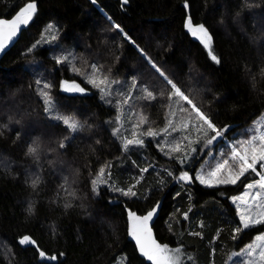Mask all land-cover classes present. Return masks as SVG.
Here are the masks:
<instances>
[{"label": "trees", "instance_id": "1", "mask_svg": "<svg viewBox=\"0 0 264 264\" xmlns=\"http://www.w3.org/2000/svg\"><path fill=\"white\" fill-rule=\"evenodd\" d=\"M27 2L0 0V17L12 16ZM35 2L32 20L16 43L0 53V264H112L121 254L125 255L122 264H151L129 237L128 212L142 215L157 203L152 229L159 243L193 254V264H224L232 251L264 229L257 225L232 238L240 221L230 199L259 177L248 175L236 185L218 187L178 182L167 171L178 175L184 167L194 176L202 154L182 166L158 154L149 138L144 137L143 146H130L127 151L122 140L131 136L141 113L150 125L136 129L138 133L148 126L164 127L170 108L165 82L141 50L194 97L218 127L226 129L223 134L242 129L262 115L264 0H187V8L185 0ZM189 16L193 25L202 23L209 29L219 64L189 33ZM69 54L75 57L80 74L71 64L55 63V57ZM94 62L109 79L127 84L135 79L157 86L155 92L165 91V95L150 102L131 100L135 114L114 136L117 108L107 100L115 98H102L86 81ZM37 79L54 84L51 94L60 113L83 123L82 131L73 134L62 122L48 118ZM65 80L80 84L85 93L62 91ZM66 136L73 138L60 149ZM33 141L41 146L39 160L27 152ZM105 165H111L106 169L111 178L97 194L91 181ZM146 167L149 171L142 174L140 169ZM37 176L40 182L33 187ZM65 177L68 185L62 187ZM113 184L135 185L137 196L124 197L112 190ZM71 191L75 197L67 194ZM189 209V219L184 220L183 213ZM25 235L36 244L20 245L18 240ZM39 251L58 259L42 258Z\"/></svg>", "mask_w": 264, "mask_h": 264}, {"label": "snow or ice", "instance_id": "2", "mask_svg": "<svg viewBox=\"0 0 264 264\" xmlns=\"http://www.w3.org/2000/svg\"><path fill=\"white\" fill-rule=\"evenodd\" d=\"M124 4L128 3V0H123ZM185 7H188L187 0H185ZM37 5L35 0H29L23 7L19 9L16 15L12 19L0 18V52H3L7 44L17 35L22 25H27L32 20L36 13ZM113 27L121 31L125 39L130 40V37L126 33H123L119 24H114ZM186 28L193 36L198 37L204 48L208 50V55L211 60L219 64L221 62L220 57L214 53L213 50V36L209 32V29L204 24L194 26L191 17L186 19ZM56 39L55 36L52 37ZM31 51V49H29ZM150 66L163 78L166 85V91H168L167 99L170 103H176L179 107V111L186 112L185 105L190 106L191 113H189V119L191 123H182L180 127H177L171 120L167 122V126L161 130H155L153 127L148 126L143 132L138 133L136 129L142 128L144 125H150L148 117L144 114H140L138 123L132 125L131 137H123L122 146L125 151L130 146H143L145 144L144 137L156 138L163 136L164 143L158 144L160 151L166 156H171L173 160L179 162L182 166H187L191 160L196 159L200 152L198 151V145H203L200 151L204 148H208V155H212L210 146L214 145L219 138L223 137V133L226 129L220 128L214 122L212 117L207 114L202 107L194 103V97L190 98V94H185L172 79H170L161 69L147 57ZM75 57L71 54L67 56L55 57V63L57 65L71 64L73 71L80 74V69L75 66ZM90 74L86 76L88 84L97 88L102 94V98L112 97L115 99H108L107 103L115 104L119 115L117 117L120 120L123 115V106H130L131 100L137 101H154L157 99V95L164 96L165 91L155 92L157 86L143 85L133 79L130 86L126 82L119 80L109 79L108 75L103 74L101 65L92 63L90 66ZM37 85H41L39 89V95L45 105L44 112L48 118L57 122H62L63 126H66L71 133L76 134L83 130L84 124L73 116L60 113V108L55 102L51 90L54 88V84L51 81H45L42 83L41 79L36 80ZM115 86V87H114ZM170 86V88L168 87ZM150 87L152 90H150ZM62 91L68 93H85L86 89L81 87L80 84L75 81L69 82L67 80L62 82ZM133 91L137 92L136 96H133ZM119 97V98H117ZM184 103H180V102ZM194 114V115H192ZM123 125L113 130V135H119L122 133ZM250 138L243 140H237L229 145V151L220 153V159H216L213 156L212 161L205 160L203 164L194 176L190 174L191 169L185 170L181 167L178 175H174L172 171H167L168 177H173L178 182L190 184L193 181H198L201 185L207 187H218L221 185H236L242 181V178L248 175H255L259 179L248 182L245 185V191L242 195L233 198V203L239 202V221L240 226L234 229L233 239H236V234L243 232L245 229L255 227L257 225H264V130L257 127L255 130H247ZM174 133H180L176 136ZM195 135L194 139H190ZM73 137L66 136L59 143V148L64 149L67 147L66 142H70ZM165 148L168 150L165 151ZM28 154L35 157L36 160L40 159L41 146L39 142L33 141L28 147ZM175 154V155H172ZM259 165V170L258 166ZM111 165H105L99 168L96 176L92 179L91 184L93 186V192L98 194L100 185H108L111 173L106 169ZM149 168H142L140 172L147 173ZM108 177L106 179L105 177ZM40 182V177L37 176L32 180V186L35 187ZM163 183V181H162ZM68 185L67 177H65L64 185ZM114 192L119 193L124 197H136L137 191H135V185L127 188L116 187L111 185ZM255 189V191H253ZM67 191V188H66ZM68 195L76 196L74 191L68 192ZM70 207V205H65ZM159 205L153 207L145 215H137L135 212L129 211L130 231L129 235L135 240L140 254L145 257L151 264H183V254L181 247L170 248L167 244L158 243L152 233V228L149 226V222L152 221L154 215L157 213ZM31 210V209H30ZM183 213V219H189V212ZM199 235V233H195ZM20 245H35L36 242L30 236L25 235L18 240ZM61 256L63 253L60 254ZM236 256L242 257L240 264H264V233L256 235L254 241L245 245L243 249L235 253ZM39 256L42 258L50 259L51 261H57L58 257L52 255L46 257L44 251H39ZM191 259V257H187Z\"/></svg>", "mask_w": 264, "mask_h": 264}, {"label": "rangeland", "instance_id": "3", "mask_svg": "<svg viewBox=\"0 0 264 264\" xmlns=\"http://www.w3.org/2000/svg\"><path fill=\"white\" fill-rule=\"evenodd\" d=\"M196 26V25H194ZM191 33V32H189ZM195 38L198 39V37L194 36ZM47 40V39H46ZM48 41V40H47ZM200 41V40H199ZM203 45V44H202ZM207 50V49H206ZM208 52V50H207ZM71 83V81H70ZM131 82L128 84L130 86ZM115 87V86H114ZM182 103V101L180 102ZM44 104V103H43ZM187 108V111L186 112H181L179 111V107L176 103H172L170 105V108L169 110L167 111L168 112V115H167V119H166V124H164L166 127L167 126V122L169 120H171L173 122V124H175L177 127H180V125L182 123H191L190 119H189V113H191V108L185 106ZM123 112H124V115L123 117L118 120L117 117L119 115V112L117 110V112L115 113V116L113 117V122L115 124V126H112V131L117 128V127H121V125H124V122L130 118V114L132 113L133 115L135 113H133V108L131 106H124L123 108ZM194 115V114H192ZM134 117V116H133ZM136 117H134L135 119ZM263 121V122H262ZM164 127H158L156 128L155 130H161L163 129ZM257 127L261 128V130H264V112L262 115H259L257 117H255L253 119V121H251L250 124L248 125H245L243 126L242 129H235V130H232L229 132L228 135L226 134H223V137L222 138H219L216 142H214V145L213 146H210L211 147V150H212V155H208V148H204L205 151H200V149L203 147V145H198V151L200 152V154L203 155V157L198 161L197 164H195V167L193 168V174L195 175L197 172H199L203 162L205 160L207 161H212V163H215V161L213 160V156L216 157V159H220V156L219 154L220 153H223V152H228V154L230 155V151H229V145L231 143H234L236 142L237 140H243V139H246V138H250V135L252 133H249L247 130L249 129H252V130H255ZM124 128V127H123ZM173 135H176V136H179L181 135L180 133H174ZM127 136V135H126ZM128 138H132L131 136L128 137ZM148 138V137H146ZM195 138V135L191 136L190 139H194ZM151 141H152V144L155 148V151L158 153V154H161L162 156H164L166 159L167 158H171V156H166L163 152L160 151L159 147L157 146L158 144H163L164 143V138L163 136H158L156 138H149ZM227 147V148H226ZM227 149V150H226ZM168 149L165 148V151H167ZM172 155H175V154H172ZM193 164V163H192ZM190 166V165H189ZM204 167H207L206 164H203ZM259 179V178H258ZM257 180V179H256ZM254 181V180H253ZM251 182V181H249ZM246 185V184H245ZM245 185H244V189H243V192H241L239 195H242L244 193V191L246 190L245 189ZM204 186V185H203ZM253 191H255V189H253ZM237 195V196H239ZM236 197V196H234ZM233 197V198H234ZM233 198L231 197V202L233 203ZM236 208H237V215H238V218H239V211H240V204L239 202L237 203H233ZM240 226V225H239ZM261 233H264V229L259 231L258 234L256 233V235H259ZM254 237H252L253 239L249 242H253L254 241ZM248 244V243H247ZM245 244V245H247ZM244 246H242L241 248L237 249V250H234L232 251L228 256L227 258L225 259V263L224 264H240L241 260H242V257L240 256H236L235 253L240 251L241 249H243ZM170 248H175V247H170ZM182 254H183V264H193V257L192 255L193 254H190V253H187L185 252L184 250H182ZM124 257L125 255L124 254H121V255H118L117 256V260L115 262H113L112 264H122L123 263V260H124ZM187 257H191V259H187ZM195 264V263H194Z\"/></svg>", "mask_w": 264, "mask_h": 264}, {"label": "water", "instance_id": "4", "mask_svg": "<svg viewBox=\"0 0 264 264\" xmlns=\"http://www.w3.org/2000/svg\"><path fill=\"white\" fill-rule=\"evenodd\" d=\"M17 13V12H16ZM16 13H14L12 16H10V17H8V18H5V17H0V18H2V19H12L15 15H16ZM26 25H22L21 26V28H20V30L18 31V33H17V35L7 44V46H6V48H5V50L3 51V52H5V51H7V50H9L15 43H16V41H17V39L20 37V35H21V32L23 31V29H24V27H25ZM3 52H0V53H3ZM157 205H159V203H157L155 206H157ZM154 206V207H155ZM152 209H153V207H152ZM151 209V210H152ZM150 211V210H149ZM147 213V212H146ZM146 213H144V214H142V215H145ZM142 215H140V216H142ZM156 215V214H155ZM154 218V217H153ZM152 222H153V219H152V221H150L149 222V226L152 228ZM130 227H131V225H130V221L128 220V226H127V230H128V234H129V231H130ZM152 233H153V236H154V238L157 240V238H156V236H155V234H154V230L152 229ZM129 237L134 241V243L136 244V242H135V240L129 235ZM157 242H158V240H157ZM159 243V242H158ZM137 245V244H136ZM137 248H138V246H137Z\"/></svg>", "mask_w": 264, "mask_h": 264}]
</instances>
